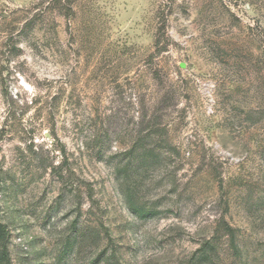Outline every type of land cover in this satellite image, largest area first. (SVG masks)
<instances>
[{"label": "rangeland", "instance_id": "rangeland-1", "mask_svg": "<svg viewBox=\"0 0 264 264\" xmlns=\"http://www.w3.org/2000/svg\"><path fill=\"white\" fill-rule=\"evenodd\" d=\"M0 224V264H264V0H0Z\"/></svg>", "mask_w": 264, "mask_h": 264}, {"label": "trees", "instance_id": "trees-1", "mask_svg": "<svg viewBox=\"0 0 264 264\" xmlns=\"http://www.w3.org/2000/svg\"><path fill=\"white\" fill-rule=\"evenodd\" d=\"M134 195V194H133ZM141 211H145V209H142ZM4 237V227L0 224V239ZM7 256V253H5ZM211 256V245L210 243L206 242L199 252L197 253V258L202 260V261H208Z\"/></svg>", "mask_w": 264, "mask_h": 264}]
</instances>
